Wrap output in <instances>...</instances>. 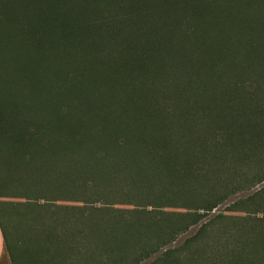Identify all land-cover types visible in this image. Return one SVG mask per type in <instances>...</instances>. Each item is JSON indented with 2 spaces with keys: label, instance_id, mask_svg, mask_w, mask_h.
I'll return each instance as SVG.
<instances>
[{
  "label": "trees",
  "instance_id": "16d2710c",
  "mask_svg": "<svg viewBox=\"0 0 264 264\" xmlns=\"http://www.w3.org/2000/svg\"><path fill=\"white\" fill-rule=\"evenodd\" d=\"M5 70L36 117H0V192L82 204L63 237L8 242L13 264V249L20 264H80L92 245L100 264H254L243 255L264 252V188L225 209L263 216L251 226L218 228L217 215L176 245L264 182V0H0ZM130 191L146 201L129 218L86 214L91 198Z\"/></svg>",
  "mask_w": 264,
  "mask_h": 264
},
{
  "label": "rangeland",
  "instance_id": "374dc122",
  "mask_svg": "<svg viewBox=\"0 0 264 264\" xmlns=\"http://www.w3.org/2000/svg\"><path fill=\"white\" fill-rule=\"evenodd\" d=\"M199 13V11H198ZM16 70L12 75L5 70L0 76V117H36V103L35 97L32 92L27 91L25 84L22 82L21 77ZM62 101L63 97L59 95L57 101ZM86 104L79 105L80 107H72L69 109V116L67 117H80L79 109L86 111L87 104H92L91 99L86 98ZM100 106V102H97L96 107ZM48 114L50 115V105L46 106ZM52 111V110H51ZM66 115V114H65ZM64 115V116H65ZM2 150H0V181H3L4 176V162L5 157ZM1 185L3 182H0ZM8 185V183H5ZM264 188V182L257 185L251 190L239 193L236 196L229 198L226 203L219 206L209 215L205 220L199 223L197 226L191 228L188 232L182 235L176 242V245H181L185 240L192 238L200 226L210 222L217 215H225L227 219L225 224L221 223V219H215L218 228L225 227L231 228L234 223L245 224L251 226L252 223L258 218H262V215L256 216H245L243 213L230 214L225 209L230 206L233 202L245 198L260 189ZM12 189V188H11ZM43 196L39 198H22L20 196L3 195L0 192V215L2 224L5 227L8 242L15 245L17 248L22 246L34 247L39 240L44 239V233L50 234L51 238L63 237L64 229L62 228V222L68 221L69 219H80L82 204L77 202H58L51 201L47 194L43 191L35 196ZM108 195L106 199L91 198L89 204L85 206L87 215L91 213V221H109L110 219H116L118 217H126L127 214L124 212L132 211L138 204L141 203L146 196L136 195L130 191L128 195ZM128 196V197H126ZM150 201V200H147ZM90 212V213H89ZM129 216V215H128ZM245 221L249 222L246 223ZM80 222V221H79ZM67 226V223L65 224ZM100 228V227H99ZM86 232V230H85ZM13 259L16 264H20L19 254L13 249ZM83 260H80V264H100L102 259V253L94 245L82 247ZM243 258L245 262H252L254 264H264V252L259 251L258 254H244ZM248 260V261H247ZM250 260V261H249ZM149 262L146 261L144 264Z\"/></svg>",
  "mask_w": 264,
  "mask_h": 264
},
{
  "label": "crops",
  "instance_id": "0c3cea01",
  "mask_svg": "<svg viewBox=\"0 0 264 264\" xmlns=\"http://www.w3.org/2000/svg\"><path fill=\"white\" fill-rule=\"evenodd\" d=\"M9 251L10 250L8 246V240L6 239L5 227L2 224V220L0 218V264H13Z\"/></svg>",
  "mask_w": 264,
  "mask_h": 264
}]
</instances>
